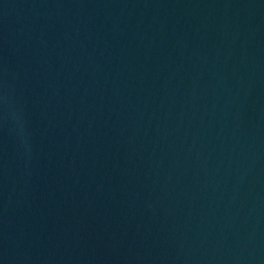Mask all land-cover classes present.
<instances>
[{
	"label": "water",
	"instance_id": "1",
	"mask_svg": "<svg viewBox=\"0 0 264 264\" xmlns=\"http://www.w3.org/2000/svg\"><path fill=\"white\" fill-rule=\"evenodd\" d=\"M0 264H264V0H0Z\"/></svg>",
	"mask_w": 264,
	"mask_h": 264
}]
</instances>
